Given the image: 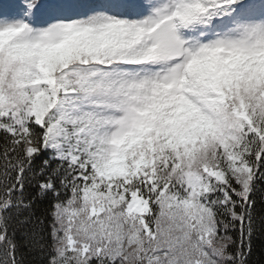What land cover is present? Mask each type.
<instances>
[{
    "label": "snow or ice",
    "instance_id": "snow-or-ice-1",
    "mask_svg": "<svg viewBox=\"0 0 264 264\" xmlns=\"http://www.w3.org/2000/svg\"><path fill=\"white\" fill-rule=\"evenodd\" d=\"M258 249L264 0H0V264Z\"/></svg>",
    "mask_w": 264,
    "mask_h": 264
},
{
    "label": "trees",
    "instance_id": "trees-1",
    "mask_svg": "<svg viewBox=\"0 0 264 264\" xmlns=\"http://www.w3.org/2000/svg\"><path fill=\"white\" fill-rule=\"evenodd\" d=\"M252 259L254 261V264H260V262L264 260V251L258 249Z\"/></svg>",
    "mask_w": 264,
    "mask_h": 264
}]
</instances>
